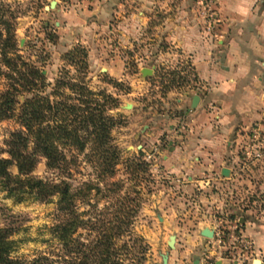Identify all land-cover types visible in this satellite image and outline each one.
Wrapping results in <instances>:
<instances>
[{"label": "rangeland", "instance_id": "374dc122", "mask_svg": "<svg viewBox=\"0 0 264 264\" xmlns=\"http://www.w3.org/2000/svg\"><path fill=\"white\" fill-rule=\"evenodd\" d=\"M53 1H60L67 8L69 17L64 19L63 25H69L70 28L58 30V10L50 8ZM194 1L197 13L205 19L216 12V0ZM104 5L106 0H0V14L3 15L2 20L9 23L15 36L17 51L9 55V58L20 56L21 59L16 62L21 69L24 63L41 71L46 81V87L42 91L44 96L52 93L55 82L64 78V71H69L67 77L84 82L96 95L105 94L118 101V108L108 111V115L117 121V125L111 130L112 145L120 151V162L114 181L129 178L126 167L132 160H142L148 165L137 181L127 182V187L136 184L140 192V209L132 226L131 240L129 237L122 238L117 244L119 247L126 244L128 248L121 250L123 264H161V254L175 252V249L170 250L166 244L168 236L174 234L182 238V247L195 248L193 243L198 236L197 230L203 224L216 226L215 229L218 228L225 234L231 233L237 226L238 232L252 245L251 259H264V249L255 248L250 237L241 231L240 224L244 218L264 227V119L253 123L238 138L234 145V158L227 167L228 177L208 172L205 176L202 175V184L189 183L186 179L182 184L169 179L165 172L154 171L152 164L144 160L145 148L141 139L144 133L137 137L146 122L144 115L140 113L139 116L124 106L126 103L135 104V101L140 100L145 111L147 108L156 111L170 92L184 89L194 81L193 69L184 59L176 57L177 61L173 64L165 63L164 66H155L152 63L158 50L174 53L168 52L170 48L164 40L158 38L154 41L156 39L153 34L156 33L154 28L161 24L160 19L164 14L174 15L178 12L180 1L167 0V3L156 5L151 11L150 22L144 29L145 36L138 38L134 44L132 38L129 42L126 39L122 44L116 37V24L110 27L112 33L109 35V42L106 41V33L101 31V10ZM113 9L117 10L116 2ZM133 10V6L126 5L122 15ZM153 24L155 26H152ZM83 26H90L88 32L93 34V37L84 44H78L75 36L76 33L81 35L82 31L78 33L76 30ZM1 33L4 34L2 26ZM107 45L117 48L118 55L124 59V65L120 68L115 65L111 70L112 74L108 73L106 64L99 62L101 52H104L105 61L108 56L113 55L108 52ZM76 47L83 48L87 55L89 52L87 69L76 72L75 69L66 67L63 71L66 65V62L62 61L64 49ZM143 66L154 70L156 75L144 78L139 72ZM0 71L3 74L0 75L2 92L9 83L8 78L4 76L8 74V69L0 64ZM173 72L176 75L173 76ZM137 86L144 88V94L136 98L131 96V93ZM64 94L70 95L68 92ZM19 100L23 102L24 97ZM20 129L16 118L0 122V157L8 158L10 136ZM63 154L69 163L68 171L62 173L48 169L46 158L40 155L32 176L53 182L67 180L74 187L83 182L97 180L99 169L94 162L85 158L86 153L78 154L65 147ZM9 171L12 175L18 174L14 165ZM106 194L93 193L91 204L96 205V209L79 205L80 210H90L91 217L97 215L96 210H104L109 214L115 208L116 199L102 197ZM57 208V199L49 204H42L26 196L21 202H16L15 198L8 197L0 187V228H10L14 231L12 239L17 243L14 257L32 259L55 247V243L51 242L49 230L58 222ZM158 215L168 221L167 228L162 227ZM134 240L139 242L134 244ZM211 256L214 258V255Z\"/></svg>", "mask_w": 264, "mask_h": 264}, {"label": "crops", "instance_id": "0c3cea01", "mask_svg": "<svg viewBox=\"0 0 264 264\" xmlns=\"http://www.w3.org/2000/svg\"><path fill=\"white\" fill-rule=\"evenodd\" d=\"M179 1L178 12L164 14L159 27L154 28L156 33H152L154 41L164 40L170 48L168 52L174 53L158 50L152 63L164 66L173 64L176 57L184 59L192 67L195 81L184 89L170 92L156 111L153 108L145 111L140 100L135 104L126 103L124 107L130 106L139 116L144 115L146 122L137 137L144 133L143 153L159 145L154 164L160 172L182 184L185 179L202 184V175L208 172L221 175L227 169L240 135L264 119V0H216V12L206 19L197 13L194 0ZM55 2L59 15L56 26L58 30H66L70 28L63 25L69 17L67 8L60 1ZM114 2L117 10L113 9ZM162 2L167 0H106L101 10V31L106 33V41L109 42L112 33L110 27L116 24V37L122 42L132 38L134 44L145 36L151 11ZM126 5L133 6L134 10L122 15ZM90 29V26L77 29L82 33H76V43L90 41L93 37L88 32ZM71 49H64L63 55ZM107 49L113 55L105 61L101 52L99 62L106 64L108 73L112 74L115 65L119 68L124 65V59L118 55L117 48L107 45ZM143 69L149 68L140 67L139 72ZM155 75L153 70L152 76ZM143 89L135 87L131 96L141 97ZM195 96L199 99L192 107ZM157 218L167 228L168 221L160 215ZM240 224L241 231L250 237L255 248L264 249L263 225L244 218ZM213 228L208 224L198 228L195 248L182 247V238L174 234L175 252L168 254V264H193L195 257L199 259L198 264H206L204 259L212 255L214 239L204 238L201 232L204 229L213 232ZM180 247L184 249L181 251ZM214 264L229 262L215 259ZM244 264H264V259L252 257Z\"/></svg>", "mask_w": 264, "mask_h": 264}, {"label": "trees", "instance_id": "16d2710c", "mask_svg": "<svg viewBox=\"0 0 264 264\" xmlns=\"http://www.w3.org/2000/svg\"><path fill=\"white\" fill-rule=\"evenodd\" d=\"M2 17L0 14V26L4 27V34H0V64L8 69L4 76L9 83L0 92V122L16 118L21 129L10 136L8 158L0 157V187L16 202L26 196L42 204L57 199L58 222L49 230L55 247L32 259L14 257V231L0 228V264H123L121 250L128 248L117 244L122 238L131 240L140 209V192L136 184L127 187V182L137 181L148 165L132 160L126 167L129 178L114 181L120 151L112 145L111 130L117 121L108 111L118 108V101L105 94L96 95L84 82L67 77L70 72L64 71L66 67L76 72L88 67L87 52L80 47L64 54L65 76L55 82L52 93L44 96L46 81L41 71L24 63L21 69L16 62L20 56L9 58L17 51L15 36ZM20 97H24L23 102ZM65 147L86 153L85 158L99 169L97 180L74 187L67 180L53 182L32 176L41 156L46 158L48 169L68 171ZM13 165L17 175L9 171ZM105 192L102 197L116 199L112 212L96 210L98 216L91 217L90 210H80L79 205L96 209L91 204L93 193ZM137 242L134 240V244Z\"/></svg>", "mask_w": 264, "mask_h": 264}, {"label": "built area", "instance_id": "2783aa9c", "mask_svg": "<svg viewBox=\"0 0 264 264\" xmlns=\"http://www.w3.org/2000/svg\"><path fill=\"white\" fill-rule=\"evenodd\" d=\"M209 18H212V14L209 15ZM158 149L159 145L144 153V160L152 164L154 171H159L154 164ZM215 227L213 228L212 237L214 239L212 244V255H214V258L207 256L204 259L206 264H214L215 259L226 260L229 264H244L251 259L252 245L242 236L241 232H238L237 226L229 234H225L218 228L215 229Z\"/></svg>", "mask_w": 264, "mask_h": 264}, {"label": "water", "instance_id": "95a60500", "mask_svg": "<svg viewBox=\"0 0 264 264\" xmlns=\"http://www.w3.org/2000/svg\"><path fill=\"white\" fill-rule=\"evenodd\" d=\"M55 4L56 2L53 1L50 3V8H54L55 7ZM153 73V70L151 69H143L141 71V74L144 78L146 77H150ZM198 97L195 96L193 98V101H192V107H195L196 106V103L198 102ZM130 106H127V108H129ZM221 175L222 177H228L229 175V171L227 169H224L222 170L221 172ZM201 235L204 237V238H208V239H211L213 237V232L208 230V229H204L202 232H201ZM174 244H175V235H171L168 239V242H167V246L170 250H173L175 247H174ZM161 258H162V263L161 264H168V253H165V254H161ZM199 263V259L198 257H195L194 258V261H193V264H198Z\"/></svg>", "mask_w": 264, "mask_h": 264}]
</instances>
